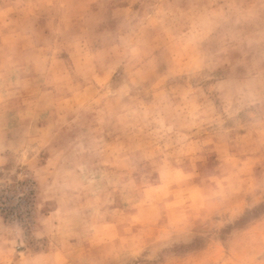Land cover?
<instances>
[{
	"label": "rangeland",
	"instance_id": "rangeland-1",
	"mask_svg": "<svg viewBox=\"0 0 264 264\" xmlns=\"http://www.w3.org/2000/svg\"><path fill=\"white\" fill-rule=\"evenodd\" d=\"M0 264H264V0H0Z\"/></svg>",
	"mask_w": 264,
	"mask_h": 264
}]
</instances>
